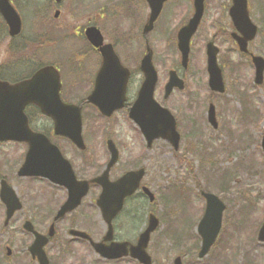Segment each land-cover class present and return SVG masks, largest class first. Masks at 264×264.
Listing matches in <instances>:
<instances>
[{"label":"rangeland","instance_id":"obj_1","mask_svg":"<svg viewBox=\"0 0 264 264\" xmlns=\"http://www.w3.org/2000/svg\"><path fill=\"white\" fill-rule=\"evenodd\" d=\"M192 2L168 0L159 21L164 29L155 32L152 45L155 66L159 72L156 97L178 119V129L182 135L180 150L173 152L171 145L164 140L156 141L152 149H147L145 139L128 119L127 112L119 111L107 120L91 107L87 108L84 124L86 140L94 150L95 159L99 161L96 166L104 164L106 155L102 143L111 136L116 142L125 145L127 153L128 150L133 152L131 161L123 160L116 172H120L124 165L135 164L137 159V164L147 168L145 183L152 188L157 199L152 206L148 201H142L141 226L144 228L150 211L161 219V225L152 235L149 245V253L155 264H173L177 255L184 257L185 264H264V243L257 239L258 230L264 221V153L261 147L264 136V83L255 84V68L250 56L241 53L227 33L230 27L227 15L230 0H206V11L193 39L188 70L181 68L176 33L178 27L192 16ZM249 2L251 18L259 27L256 39L250 43V51L264 57V0ZM105 3V0H64L60 16L54 18L53 11L47 19L35 13V5L24 9L22 17L25 33L30 39L37 40L33 44L30 42L32 67L36 66L34 60L42 64L56 61L61 62L66 72L70 66L68 62L72 60L69 58L72 51L85 45V41L75 35V29L78 25H86L94 14L98 16ZM115 6L111 10H121L119 4ZM142 12H138L136 19L142 16ZM111 18L104 22L107 23L104 33L107 38L119 43L120 34L128 32L125 29L127 22L122 16L114 15ZM166 18L171 24L166 25L169 22ZM22 38L15 44H21ZM211 39L220 48L219 62L227 86L223 94L213 93L208 85L206 43ZM41 40L46 43L43 48ZM9 42L7 37L3 40L0 37V61L11 59L12 56L17 58L13 51H8ZM125 42L120 45L124 54L127 51L128 55L134 57L137 50L142 53L145 50L135 40L127 42V36ZM33 52H36V57ZM85 60L86 65H93L96 57L91 54ZM132 66L135 69V65ZM176 67L180 68L187 86L184 91L176 92L165 100L164 85L168 81L169 71ZM81 89L76 84L77 93L69 99L79 100ZM211 102L217 108L218 129L213 128L208 121L207 112ZM18 157V148H15L13 158L17 165ZM77 162H80L78 155ZM19 180L22 181L18 178L14 183L22 192ZM200 190L219 194L227 204L218 241L204 259L198 258L199 248L196 246V227L205 210ZM22 215L23 211L4 232L5 212L0 205V260L5 257V245L13 248V255L4 259L3 264H35L27 260L23 263L24 247L29 239H5L8 235H17L19 238L23 235ZM95 215L96 223H99L101 214L97 209ZM100 226L104 230L101 223ZM128 230L132 231V228ZM2 234L5 235L4 239ZM58 245L54 243L50 248L55 264H71L74 257L72 252L75 250H79V257L84 264L103 263L85 245L68 242L60 247Z\"/></svg>","mask_w":264,"mask_h":264},{"label":"flooded vegetation","instance_id":"obj_2","mask_svg":"<svg viewBox=\"0 0 264 264\" xmlns=\"http://www.w3.org/2000/svg\"><path fill=\"white\" fill-rule=\"evenodd\" d=\"M9 2L22 19V29L18 35L11 36L10 26L0 10V37H2V40L7 37L8 41H10L8 44V51H13L14 56H17V58L12 56V58L15 59L11 58L6 61H0V80L14 84L30 79L38 69L46 64H42L34 60L36 62V66L32 67V55L30 51L31 44L30 38L25 33V27L22 17L23 10L30 7L31 5H35V13L38 16L42 17L43 15L44 19H47L48 15L55 11L53 12L54 18H57L56 16H60L61 14L64 1L58 3L56 0H9ZM105 2V5L102 6V12H100L98 16L94 14L91 18H89L86 25H78L75 29V35L83 39L85 41V45H83L82 47H77L72 51L73 54L71 53L72 55L69 57L72 58V60L68 62L70 64V66H68L67 68L68 70L65 72V69H63V65L61 64V62L54 61L52 63H47L56 66L60 72L62 81V99L68 101L71 96H75L77 93L75 91L76 84L79 87L81 86L82 91H80L78 95L82 96L79 100L72 101L82 106L84 114L86 113L87 108L90 107L98 111L95 106L87 103V98L95 87L97 75L103 64V56L100 49L89 42L85 35V29L88 26H96L97 28H99L100 32L103 35L104 43H110L114 46V49L119 56L122 65L128 67L130 70V78L128 81L127 90L128 100L129 97L136 98L137 93L144 80L141 68L142 60L147 54L149 48L153 52V62L155 64V51L152 47L153 40L155 39V32L164 29V26H162L159 21L162 17V14L164 13V7L168 0L164 4L160 16L157 18L154 25L151 26L149 30L146 29L148 26H150V17L152 11L151 6L149 5V2L147 0H105ZM117 4L120 5L121 10H118L117 8L115 11L111 10L112 7H114L115 5L117 6ZM231 4L232 0H230L227 7V15L230 19V27L229 29L227 28V33L229 34V37L233 39L232 34L236 29L229 14V8ZM141 10L143 11L142 16L139 19H136V16L138 17V12ZM114 15L122 16V19L127 22V27L125 29H128L129 32H127L126 34H120L119 43L113 38H107L104 33V27L107 24L104 23L105 20H111V17H113ZM167 19L168 18H166V20ZM188 21L189 19L185 23H182V25H180L177 29V46L178 31L181 27L188 23ZM168 24H171L170 21L166 23V25ZM24 33L26 37H24ZM44 35L48 36V33H44ZM126 36L127 42L135 40V43L139 44V47H141V49L142 46H144V52L142 53L141 50H137L136 54H134V57L132 55H128L127 51L124 54L120 48V45L125 42ZM21 37H23L21 44H15V41H17ZM234 43L236 44L235 40ZM41 47H45V43L42 42ZM39 51L42 50L39 49ZM91 54L96 57V61H94L95 63H93V65H86L87 60H85V58H89ZM132 64L135 65V69L133 68ZM136 72L138 73V77L136 76ZM178 73L180 77H182V79L185 81L186 89V79L183 76L181 70L178 69ZM181 91L184 90L174 88L171 96L174 93ZM25 111L28 115L30 127L32 128V130L37 133L45 134L50 139V141L59 148L63 156L69 161L73 171L70 170L66 163L58 162L56 166H48L51 169L56 168L55 170L58 171L55 175V178H51L47 175H19V170L22 164L25 162L28 154L29 143L17 141H0V194L3 188V182L6 181V183H9L15 188L23 203L22 209L16 212L13 216V218H15L21 211H23L21 219V231L23 235L20 238L17 235H8L9 237L6 236L5 238V235L2 234V238L29 239L24 247L23 263H25L27 260V262L30 263L41 264L39 258L37 256H33L31 247L34 244L35 239H49L44 247V250L49 259V264H55L50 255L51 246L54 243H58V246L60 247V245H62L64 242H68L70 244L80 243L82 245H85L89 251L91 250L96 255H98L99 259L103 262L102 264H142L140 261L134 259L129 255L115 259L103 258L96 253L93 245L90 242V239L95 241H104L106 231L109 228L108 223L103 219L102 215L101 221L99 223H96L95 209L99 210L97 206V198L102 192L103 187L101 186V184L92 182L91 180L99 177L102 173H104L108 166V163L110 162L112 152L109 148V140L111 139V136L106 138L102 143L106 155L105 159L103 160L104 164L96 166V163H98L99 161L95 159L94 150L90 148L86 139V147L84 149H80L78 146H76V144H74L65 136L57 134L55 131L54 122L46 115H44L36 105H28ZM121 111H125L128 113L129 106H126ZM114 141L116 148L118 149V160L112 166L109 173V179L111 182H116L128 172L139 170L143 167L142 164H137V159V162H135V164L132 162L128 166L124 165L122 166L124 168L120 172H116V169L121 167V165L123 164V160L127 159L131 161L130 157L132 156L133 152L128 150L127 153L124 144L122 145L116 142L115 139ZM15 148H18L19 165H17L16 161H14L13 158V149ZM71 152H73L74 154H72ZM173 152L175 151L173 150ZM77 155L80 159L79 163L77 162ZM17 177L19 179H22V181L19 180L22 192L18 190L17 185L14 183L15 179H18ZM84 182H89V188L81 204L74 210L67 212L63 216L59 217L58 215L60 213V210L63 208L66 202L69 201L71 193L83 190L85 185L82 184H84ZM144 185L151 188L147 183H145V180H142L140 188L133 195L125 199L124 208L113 219V239L106 241L108 245L112 242H129L131 244H136L139 241L140 235L143 230L141 226V200L143 195H145L142 192V187ZM0 205L6 215L7 208L2 202L1 197ZM100 223L102 224L104 230H102ZM138 223L139 228L137 229ZM9 226L10 224L5 225V223L3 222V231L7 232ZM129 227L132 228V231L128 230ZM74 231L84 233L87 236L76 234V232ZM4 248L5 257H3V260H7L13 255V248L10 245H5ZM72 253L74 257L71 264H84L82 258L79 257V250H75ZM3 260H0V264H3ZM88 264L94 263L91 262Z\"/></svg>","mask_w":264,"mask_h":264},{"label":"water","instance_id":"obj_3","mask_svg":"<svg viewBox=\"0 0 264 264\" xmlns=\"http://www.w3.org/2000/svg\"><path fill=\"white\" fill-rule=\"evenodd\" d=\"M61 2L62 0H57ZM152 7L149 30L158 17L165 0H148ZM230 14L235 26L242 36L234 34L242 51H248V42L257 34V27L249 17L247 0H233ZM195 15L189 24L183 27L178 35L179 48L182 52L183 65L187 67L190 53V40L196 32L204 11V0H194ZM0 10L10 26V34L15 36L21 31V19L11 6L9 0H0ZM145 30V31H146ZM89 41L96 47H101L103 53V65L98 74L96 85L88 97V102L99 108L102 114L111 116L114 111L121 109L126 103L127 82L129 78L128 69L124 68L111 45L103 46V37L99 30L90 27L86 30ZM219 49L213 42L207 45L209 86L213 91L225 92V83L222 68L218 63ZM253 62L256 67L257 84L264 81V58L254 56ZM142 70L145 80L139 91L138 97L130 108V118L139 126L145 136L148 147L156 139L170 141L175 149L179 148L180 134L177 131L176 119L167 108L162 107L154 98V92L158 81L157 71L152 63V52L150 51L142 61ZM174 87L183 88V81L176 72H171L170 81L166 86V97L170 95ZM60 74L53 66H46L34 74V76L21 83L10 85L0 81V140L27 141L30 150L27 161L21 169V174L49 175L56 168L58 162L65 161L58 148L50 144L49 140L42 134H35L29 128L28 118L24 112L25 107L34 103L42 111L52 117L55 122L56 132L73 140L79 147L84 148L82 138V116L81 108L76 105L66 104L60 98ZM209 121L218 128L216 109L213 104L209 109ZM264 150V137L262 141ZM112 157L108 168L100 178L96 179L103 184L104 189L98 200V205L103 211L105 220L110 224V230L106 240L112 238V219L122 209L126 196L132 194L140 185L145 174V169L130 171L117 182L110 183L108 174L110 168L118 160V150L113 141H109ZM43 166V167H42ZM47 166V168H45ZM71 170V168H70ZM83 190L71 193L69 201L62 208L59 216L72 210L80 204L81 198L88 190V184L84 182ZM144 190L154 200V195L147 189ZM207 199L205 215L198 226V232L202 236V248L199 256L204 257L213 245L222 225V214L225 209L224 203L213 193L203 194ZM1 198L7 206V219L9 222L16 210L21 209L22 204L11 186L4 185ZM159 220L154 215L150 216L149 225L142 233L137 245L132 246L131 254L143 264H152L151 256L147 252L151 233L156 230ZM29 227V226H28ZM259 239L264 241V223L259 231ZM48 239H36L31 247L33 256H37L41 264H49L43 247ZM97 252L106 258H118L128 253V243H112L110 245L95 243L92 241ZM175 264H183L181 257L175 260Z\"/></svg>","mask_w":264,"mask_h":264}]
</instances>
